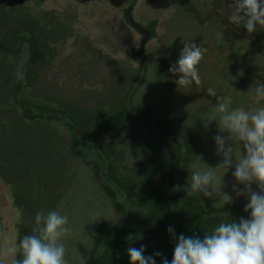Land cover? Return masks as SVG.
<instances>
[{
  "label": "rangeland",
  "instance_id": "rangeland-1",
  "mask_svg": "<svg viewBox=\"0 0 264 264\" xmlns=\"http://www.w3.org/2000/svg\"><path fill=\"white\" fill-rule=\"evenodd\" d=\"M131 1L0 0V264H12L38 211L68 215L67 264H129L128 247L141 245L171 260L169 226L177 238H203L248 216L234 169L223 178L233 203L186 191L192 170L221 159L207 89L231 96L232 107L254 102L264 30L247 34L232 15L236 0H136L135 21L154 24L140 64L143 40L124 16ZM32 35L44 56L30 68ZM183 39L206 51L201 85L178 89L168 69Z\"/></svg>",
  "mask_w": 264,
  "mask_h": 264
},
{
  "label": "clouds",
  "instance_id": "clouds-1",
  "mask_svg": "<svg viewBox=\"0 0 264 264\" xmlns=\"http://www.w3.org/2000/svg\"><path fill=\"white\" fill-rule=\"evenodd\" d=\"M232 15L244 20L249 36L264 30V0H236ZM181 43L179 57L168 71L178 76V89L200 86L198 65L206 49L192 40L183 39ZM207 92L216 98L212 121L218 127L213 139L215 154L221 159L215 167L192 170L186 193L188 197L202 195L212 199L217 207L233 203V195L223 191V178L234 169L232 191L236 197L247 199L244 211L248 216L221 222L210 231L205 230L203 238L184 234L177 238L169 226L175 245L171 260L161 252L146 256L143 245L129 246V264H156V257L161 258V264H264V83H254L249 88L247 93L254 102L247 106L232 107L231 96L217 95L212 88ZM71 231L68 215L59 210L46 214L38 211L29 233L13 249L12 264H67L64 240ZM0 237L7 239L3 233Z\"/></svg>",
  "mask_w": 264,
  "mask_h": 264
},
{
  "label": "trees",
  "instance_id": "trees-1",
  "mask_svg": "<svg viewBox=\"0 0 264 264\" xmlns=\"http://www.w3.org/2000/svg\"><path fill=\"white\" fill-rule=\"evenodd\" d=\"M43 22L44 21H42V23ZM49 26H50V23H46L44 28L49 27ZM54 30L57 31L56 28ZM70 35H72V31ZM28 41H29V52H30V58H29L28 64H29V67L33 68L43 59L44 53L42 51L40 41L38 40L36 36H33V35L30 36L28 38ZM0 47L8 48V45L4 41L0 40Z\"/></svg>",
  "mask_w": 264,
  "mask_h": 264
},
{
  "label": "flooded vegetation",
  "instance_id": "flooded-vegetation-1",
  "mask_svg": "<svg viewBox=\"0 0 264 264\" xmlns=\"http://www.w3.org/2000/svg\"><path fill=\"white\" fill-rule=\"evenodd\" d=\"M135 5H136V0H134V2L133 1H131V5L127 8V9H132V10H134V8H135ZM126 9V10H127ZM125 10V11H126ZM125 13V12H124ZM131 15H132V12H131ZM124 16H125V14H124ZM132 17H133V15H132ZM134 18V17H133ZM125 19H126V17H125ZM127 20V19H126ZM135 20V19H134ZM128 21V20H127ZM128 24L131 26V28H134L140 35H141V38H142V42H143V44H142V47H141V49L140 50H142L143 52L142 53H140L141 51H139V52H137V51H135V53L136 54H138V56H136L138 59H139V63L140 64H143L144 63V58H142V55H143V53H144V41L145 40H147V38L152 34V32L154 31L153 29H154V24L153 25H151V22H150V24L149 25H147V26H151V28H149L148 29V27H145V26H143V27H145V29H147L148 31H144V32H141V31H139L138 29H136L135 27H133L131 24H130V22L128 21ZM147 37V38H146ZM72 38V37H71ZM152 39H154V37L152 38ZM151 39V40H152ZM134 53V54H135ZM139 64V65H140ZM30 68H32V67H30ZM95 77V76H94ZM72 129H73V126H72ZM73 133H75L74 132V129H73ZM74 136V135H73ZM86 142L83 140V139H81V143L80 144H85ZM76 153L77 154H83V153H81V151L79 150V149H77L76 150ZM30 161V158H28V159H26V161L21 165V166H24L25 164H27L28 162ZM15 177H16V181L18 182V177H17V175L15 174Z\"/></svg>",
  "mask_w": 264,
  "mask_h": 264
},
{
  "label": "water",
  "instance_id": "water-1",
  "mask_svg": "<svg viewBox=\"0 0 264 264\" xmlns=\"http://www.w3.org/2000/svg\"><path fill=\"white\" fill-rule=\"evenodd\" d=\"M134 2V0H132ZM131 11L132 9H127L125 11V17L126 19L130 22V24L135 27L136 29H138L139 31L141 32H144V31H148L147 29H145V27H143L140 23L136 22L134 20V18L132 17L131 15Z\"/></svg>",
  "mask_w": 264,
  "mask_h": 264
},
{
  "label": "crops",
  "instance_id": "crops-1",
  "mask_svg": "<svg viewBox=\"0 0 264 264\" xmlns=\"http://www.w3.org/2000/svg\"><path fill=\"white\" fill-rule=\"evenodd\" d=\"M22 163V161L19 159V164H21Z\"/></svg>",
  "mask_w": 264,
  "mask_h": 264
}]
</instances>
